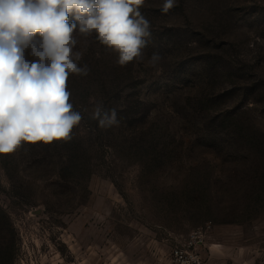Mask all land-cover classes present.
<instances>
[{
	"label": "rangeland",
	"instance_id": "rangeland-1",
	"mask_svg": "<svg viewBox=\"0 0 264 264\" xmlns=\"http://www.w3.org/2000/svg\"><path fill=\"white\" fill-rule=\"evenodd\" d=\"M163 3L141 6L151 36L125 66L73 33L90 71L67 82L82 115L72 139L0 154L4 264L13 242V264H174L192 233L203 264H264V198L246 194V152L221 126L248 109L264 132V0ZM97 104L119 124L101 129ZM191 188L210 192L211 213L191 207Z\"/></svg>",
	"mask_w": 264,
	"mask_h": 264
},
{
	"label": "clouds",
	"instance_id": "clouds-1",
	"mask_svg": "<svg viewBox=\"0 0 264 264\" xmlns=\"http://www.w3.org/2000/svg\"><path fill=\"white\" fill-rule=\"evenodd\" d=\"M145 0H0V154L23 143L68 141L82 115L74 110L69 77L87 76L83 53L74 48L78 29L95 36L125 66L142 56L151 36L141 14ZM176 0H164L167 13ZM39 34L40 39L36 37ZM30 49L33 60L26 58ZM160 59L154 53L149 61ZM91 118L101 129L118 125L115 108L94 107Z\"/></svg>",
	"mask_w": 264,
	"mask_h": 264
},
{
	"label": "trees",
	"instance_id": "trees-1",
	"mask_svg": "<svg viewBox=\"0 0 264 264\" xmlns=\"http://www.w3.org/2000/svg\"><path fill=\"white\" fill-rule=\"evenodd\" d=\"M248 109H242L236 113H232L228 116L224 115L221 120L222 129L225 130L227 140L231 142L232 146L239 147L238 149H244L246 152L245 157L248 159L250 172L252 174V183L247 188L246 194L248 197L254 200L261 201L264 198V132L260 131L256 125L247 116ZM141 136V135H140ZM139 136V137H140ZM138 138H135L139 140ZM122 145V144H120ZM135 144L130 143L128 148L130 150L135 149ZM189 191V198L191 199V207L193 209H199L204 214L211 213V208L214 206L209 200L211 196L207 190L197 191V189L191 188ZM195 200L199 204L195 203ZM194 201V203H193ZM225 222H234L225 221ZM3 223L8 224V216L0 206V228ZM9 225V224H8ZM8 251L11 253L6 255V264H13L14 242L9 246ZM5 259L0 256V264H4Z\"/></svg>",
	"mask_w": 264,
	"mask_h": 264
},
{
	"label": "built area",
	"instance_id": "built-area-1",
	"mask_svg": "<svg viewBox=\"0 0 264 264\" xmlns=\"http://www.w3.org/2000/svg\"><path fill=\"white\" fill-rule=\"evenodd\" d=\"M199 236L192 233L182 247H177L172 251L174 264H203L202 258L197 252Z\"/></svg>",
	"mask_w": 264,
	"mask_h": 264
}]
</instances>
